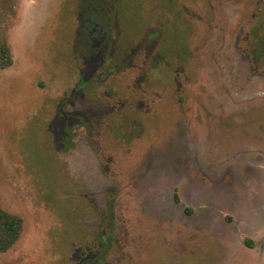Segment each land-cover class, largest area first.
<instances>
[{"label": "rangeland", "instance_id": "374dc122", "mask_svg": "<svg viewBox=\"0 0 264 264\" xmlns=\"http://www.w3.org/2000/svg\"><path fill=\"white\" fill-rule=\"evenodd\" d=\"M0 206V264H264V0H0Z\"/></svg>", "mask_w": 264, "mask_h": 264}, {"label": "flooded vegetation", "instance_id": "af4514ba", "mask_svg": "<svg viewBox=\"0 0 264 264\" xmlns=\"http://www.w3.org/2000/svg\"><path fill=\"white\" fill-rule=\"evenodd\" d=\"M93 19H94L93 15L91 13H89L87 15V17L85 18L84 22L80 26H78V29L76 32V37H75V41H74L75 43L73 44L74 45V48H73L74 52H73V50H72V52L75 54V56H77V59H78V57L82 58V59H78L81 61L84 60V57L86 56L85 53H87L88 51L92 52L93 51L92 48L95 47V44L93 43L96 39L94 37V35H95L94 31H97V30H95L94 26H92L91 22ZM103 31H104V28H101L100 34L105 35V33ZM82 35H84L83 38H81ZM95 50L97 52L99 51L97 49H95ZM88 55H90V54H88ZM91 55H92V53H91ZM92 56H94V55H92ZM90 79H91L90 77H88V78L81 77L79 79V84H77L76 86L73 87V89L70 92V95L65 99V103L71 99H76L78 101H82L84 99L89 100L90 96H92L93 93L92 94H84V84L83 83H84V81L88 82ZM80 84H83V85L79 86ZM74 102L75 101L66 103V107H64L65 112L81 114L83 112L86 113V112L91 111V110L85 109V107L83 109L82 107L75 105ZM177 200H178V196L175 195L174 201L177 202ZM182 263H183V261H182Z\"/></svg>", "mask_w": 264, "mask_h": 264}, {"label": "trees", "instance_id": "16d2710c", "mask_svg": "<svg viewBox=\"0 0 264 264\" xmlns=\"http://www.w3.org/2000/svg\"><path fill=\"white\" fill-rule=\"evenodd\" d=\"M2 68L12 65L9 49L3 47ZM23 231V220L20 217L4 211L0 206V254L10 250L19 240Z\"/></svg>", "mask_w": 264, "mask_h": 264}]
</instances>
